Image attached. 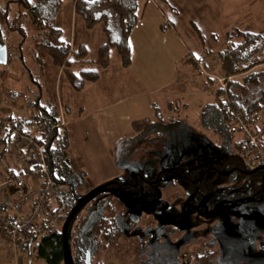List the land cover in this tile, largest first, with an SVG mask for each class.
<instances>
[{
    "label": "rangeland",
    "instance_id": "obj_1",
    "mask_svg": "<svg viewBox=\"0 0 264 264\" xmlns=\"http://www.w3.org/2000/svg\"><path fill=\"white\" fill-rule=\"evenodd\" d=\"M7 1L0 0V6H3ZM209 1L167 0L168 4L176 6L179 9L181 8L176 27L180 39L179 42L180 44L183 43L184 47L178 45V50L175 49L174 51L178 52L179 56L185 55L182 61L184 64H187L189 69H185L184 76H182L185 79L184 90L192 95H185L183 97L182 102L187 104V109L182 112L180 108H177V113H173L172 116L178 117V123L165 133V137L157 143L159 146L149 145L143 141L141 143V139L133 140L129 138L130 135L135 133L132 124L144 120H139L141 110L148 109V113H152L150 118L154 120L155 113L153 108L159 107L161 117L163 119L168 118L165 105L167 101L159 100V96L157 95L152 96V101L156 102V105H151L152 110L147 105L145 106V104L141 108H139V105L135 108L131 100H124L126 94H130V91H135L141 88L142 85L144 86V81H141L142 84L135 81L136 84L134 86H130L125 91L118 92V94L114 93L115 97L113 99H117L118 96L121 100L107 107L103 113L90 110L88 115L84 112L79 118L77 114H71L70 118L73 122L69 124L65 120L63 104L59 100L60 96L56 93H52V96L48 95V92L45 90L44 80L42 79L43 75L41 78L40 72L32 60L34 45L40 40L42 34L36 30L37 27L28 21L26 17H20L26 35V38L22 40L20 45L21 35L12 33L8 36L0 27V40L6 46L7 55H12L16 58H14V62L11 65L6 67L0 64V94L2 91L1 97L3 98V103L0 105V124L1 119H5L6 117L4 116L6 109H9V113L11 112L14 115L18 114L19 110L25 109V117L32 116V112H30L32 107L27 104L28 102H34L38 106L44 107L45 110L56 108L57 115L61 119L60 122L64 123L62 127L66 129L69 147L68 156H72L81 165L86 164V166H89L88 175L90 181L93 182H95L94 180L103 178H105V181H108L115 177L121 180L130 179L136 176L137 171V173L142 172L153 178L157 176L156 172L158 170L172 168L180 161L189 160L190 164H198L200 162L203 165H211L214 161L218 162L222 157L227 155L228 148L219 147L218 144L223 142L217 134L212 133L210 130H205L203 127L201 128L198 121L199 106L212 101L213 97L207 94V91L210 90L209 88H211V92L212 90L214 92L218 88L222 89L229 80V78L226 79L222 74L217 58V52L227 47L225 34L235 28L240 31L259 33L264 38V0H247L245 2L242 0L241 2L238 1L240 3H238L237 9L230 7L232 9L230 15L231 27L225 33L217 28L219 24L211 20L214 18H210L204 13L200 14V16L199 12L192 13L199 7L202 8L201 11L207 10L209 14L212 7ZM157 2L160 3L159 0ZM147 7L150 8L149 10L153 9L151 5H147ZM9 11L11 12L10 14L15 11L28 13L20 8H16L14 4L9 5ZM151 16H154V12L151 13ZM227 18L229 19V16ZM192 24L198 29L201 39L197 32H195ZM161 25L160 22L156 21L149 23L148 31L146 32L153 42L144 51L149 55L148 60L152 57V62L151 64L143 65L145 66L143 74H157L159 78L156 83H151L154 85L151 86L152 89L157 86L156 84L160 85L162 83L166 74L170 76L173 72L172 62L168 59L169 56L164 54V46L162 47V44L164 45L166 42H161L157 45L154 38L158 35L154 34V32L163 35L162 37L167 42L176 40V38L169 28L167 32L163 31ZM52 27L61 30V39L70 43L72 52H75L79 44L83 42L88 47L89 58L95 57L96 47L93 48V45L102 34L100 26H96L91 30L85 29L82 20L73 13L72 0H63V4L56 15ZM6 37L7 40H5ZM190 53L197 55L198 58L195 59V62L191 58ZM20 55L23 58L22 62L20 59L19 61L17 59ZM70 60H72V57H70ZM119 61L120 59L116 52L111 50L109 52L107 68L102 72L101 84H106V80L111 78L110 75H116L118 72L125 74V72L129 73L133 70L120 69L121 64H119ZM90 64H94V62L83 63L82 60H79L70 67L69 71L76 74L82 70L95 71L96 68H93L95 65ZM4 68H7L6 76ZM258 68L264 69V65ZM45 69L47 71V78L55 79V86L60 85L64 80L67 82L61 73V69L53 66L48 57L44 59L42 64V74ZM162 72H165V74L161 76ZM169 79H166L167 83H170ZM187 81L189 82L187 83ZM60 87L59 89L61 90ZM70 90L71 96L68 97V100L72 109L77 105L83 106V111L86 107H93V105L86 106L91 102L89 100L86 101L87 98L84 92H82V99L84 101H79L80 91ZM163 91L168 93L166 90ZM195 92H200L199 94L205 93L196 96ZM139 98L144 101L147 100L144 96H139ZM21 104L24 105L22 108L20 107ZM83 115L86 116L81 118ZM130 119L132 120L130 121ZM257 125L260 128L259 133L254 127L252 128L256 137L259 138L264 131V115L258 119ZM233 126L236 128L235 121H233ZM118 135L123 137V139L121 140V137L117 138ZM3 136L4 133L0 132V137L2 138ZM239 138H242L241 132L235 129L227 141H231L232 143L239 140ZM148 139L150 140V138ZM24 141L23 139H18L16 141L17 145L15 142V144L7 148V159L0 160V190L8 192L9 197L11 196L12 199L14 190H5V182L8 179L13 180L6 173V167L9 164H16L19 147H29ZM115 143L116 145H114ZM261 151L264 157V148ZM138 157L142 158L137 160ZM65 160L67 159L65 158ZM170 176L174 179L175 175L170 174ZM23 180L28 186L22 187V189L25 192H30L28 189L32 183L40 184L42 178L29 175L24 177ZM236 181V174H232L227 179L216 175L210 180L213 185L217 186L219 191L223 187H226V184L229 187H233ZM177 183L175 180L173 187L165 189L161 187V184L152 186L143 184L139 189L141 191L143 188L145 190H149L150 188L153 191L152 193L144 192L143 194V197L147 198L145 201L146 205H143V211L145 212L148 210H152L153 212L154 210L158 212V216L163 217L162 209H166L165 202L174 205L176 208L175 214L172 211L166 210L168 217L171 218L170 220L168 218L160 219L156 217L155 223L152 224L153 218L150 223L148 217L150 215H148L145 219L142 218V220H137L131 224L132 230L122 224L124 221L118 220V225L124 231L128 229L127 233L129 234L137 233L134 231L136 228L137 231H141L144 228L142 232L145 231L152 234V240L146 253L136 254L134 251L135 245H130L121 239L118 248L111 256L108 257L105 253L99 252L94 260H100L103 264H168L178 259L185 262L189 256H200L206 249L211 251L216 249L218 250L216 264H264V199L262 197L246 195L231 198L233 196L231 188L226 197L203 195L200 199H193L192 197L188 199L183 198L179 202L180 197L184 196L183 190L187 189V184L184 181L182 182L183 185ZM208 183L206 182L204 185ZM96 187H91L89 184L84 186L83 184L82 192H87L88 189H95ZM62 188L60 186V189ZM149 196L152 197L151 199H156H150L149 202ZM173 198H176L178 204L172 203ZM15 202L18 203L17 200ZM13 203L14 201H11V204ZM9 208L10 210L0 211V214L14 213L12 207L10 206ZM134 208L141 210L138 204ZM58 214L59 212L54 214L53 226L58 221ZM83 214L84 211L79 216ZM97 217L98 211L92 212L84 228L89 229ZM173 223L175 225L178 224L179 228L175 229L172 225ZM170 225L171 229L168 230L167 226ZM0 264L44 263L35 255L27 258L23 253L21 245L16 244L13 247L6 238L0 236Z\"/></svg>",
    "mask_w": 264,
    "mask_h": 264
},
{
    "label": "trees",
    "instance_id": "obj_2",
    "mask_svg": "<svg viewBox=\"0 0 264 264\" xmlns=\"http://www.w3.org/2000/svg\"><path fill=\"white\" fill-rule=\"evenodd\" d=\"M138 1L72 0L73 13L82 20L85 29L91 30L100 26L104 42L98 47L94 62L99 68L107 67L111 50L116 52L123 68L130 65L128 35L137 22L135 10ZM160 2L170 7L167 0H160ZM11 4L28 13L15 11L10 14L9 5ZM62 4L63 0H8L3 6H0V27L8 36L12 33L21 35L20 45L26 38L25 28L20 17H26L42 34L40 40L34 45V55L32 56L40 76L44 59L48 57L53 66L61 69V73L71 89L80 91L86 83L96 82L99 79V74L90 70H82L77 74L69 71L76 61L82 60L83 63H88L85 60L87 50L82 44H79L76 51L72 52L70 43L61 39V30L52 27ZM165 26L169 27V25ZM192 26L201 39L198 29L193 24ZM161 29H165L164 24L161 25ZM225 38L227 47L217 52V58L222 74L229 80L223 89L214 90L212 102L206 103L200 108L198 121L201 128L210 130L220 137L223 143L218 144L219 147L228 148L227 155L216 162L217 170L226 171L234 168L237 172L239 170L249 171L252 167L264 165V160H258L253 165L247 163L241 155L242 142L240 138L232 143L227 140L235 129L240 131L238 128H234L233 121L240 119L247 126L256 129L258 119L264 115V69L258 68L264 65V38L259 33L240 31L235 28L227 32ZM0 43L4 45V42ZM14 58L12 55H7L6 64L3 67L11 65ZM17 59L23 61L21 55ZM193 61L195 62V60ZM252 93L254 94L252 95ZM29 106L33 108L34 113L28 120L15 119L11 116L5 117L9 121L10 128L0 129L3 133L5 132L1 141L6 143L11 139L9 136L12 128L29 136L32 135L34 127L41 123L44 133L38 142L43 144L48 174L53 187L58 189L60 197L51 204L55 209L54 213L59 212L56 225L52 228L37 226L31 230L27 242L21 244V247L27 258L35 255L44 264H63L62 224L75 205L81 203L91 191L82 192L86 174L82 171L75 172L66 165L67 133L65 128L56 126L58 115L55 108L45 110L44 107H40L34 102H31ZM153 111L155 113L154 120L144 119L132 124L135 131V136L132 139H144V143L157 147L159 146L157 143L165 137V133L178 123V117L171 116L163 119L157 107H154ZM261 134L258 141L263 149L264 132ZM6 173L10 176L16 174L8 170ZM243 177L245 178V176L239 175L238 181ZM246 178L251 179L254 188H259V185H264V169L253 172ZM113 180L118 179H111L100 185H111ZM173 183L175 180L170 179L166 184H170L171 187ZM60 186L63 188L60 189ZM183 193L184 196L180 197L179 202L183 198L193 197L191 192L184 191ZM203 195L213 196L211 193L204 192L197 194L199 199ZM218 195L215 192V196ZM166 206L170 209V206ZM82 211L84 214L79 216ZM94 211H99L98 217L89 229H85V223ZM127 213L126 204L111 194L102 193L90 199L67 226L68 264H85L87 253L90 264H103L102 261L96 259L92 262V257H97L99 252L105 253L108 257L111 256L118 248L121 239L130 245H135L134 251L136 254L140 253L151 240V236H136L138 234H129L118 227L116 218L120 217L131 228L127 222ZM217 259L218 250L206 249L202 255L189 256L185 262L178 259L168 264H216Z\"/></svg>",
    "mask_w": 264,
    "mask_h": 264
},
{
    "label": "crops",
    "instance_id": "obj_3",
    "mask_svg": "<svg viewBox=\"0 0 264 264\" xmlns=\"http://www.w3.org/2000/svg\"><path fill=\"white\" fill-rule=\"evenodd\" d=\"M158 0H139L136 10H135V14L137 17V22L135 27L131 30L129 37H128V41H129V45H130V66L127 68H123L122 66L120 67V69L122 70H131V72L123 74L118 72V74L116 75H110L111 78L106 80V84H101V78H102V72L104 69L106 68H99L97 67L95 64H90V65H95L93 68H96L95 71L98 72L99 74V79L94 82V83H86L83 88L80 90V94H79V101H84L82 99V92H84L86 95V101L89 100V102H91L90 104L86 105V103H84L86 106L89 105H93L92 108H84L85 110L83 111V106H79L77 105L74 109H72V106L69 103L68 97L71 96V87L68 85L67 82H64L60 85L55 86V79H49V77L47 78V71L46 69L43 71V78L41 75V78L44 80V84H45V90L48 92L49 96H52V93H56L57 95H59V100L60 102L63 104V109H64V114H65V120L69 123L72 124L73 120L70 118L71 114H77V117L79 118L80 115L84 114V112L86 113V115H88V112L90 110H92L93 112L96 111L97 113H103L104 111H106V108L115 104V102L120 101V97L117 99H113V97H115L113 94L116 93L118 94V92H123L125 91L127 88H129L130 86H134L136 84L135 81H138L140 84L141 81H144V86L142 85L141 88L136 89L135 91H130V94H126V98L124 100H131L132 101V105L136 106L139 105V108H141L142 105L145 104V106L147 105L149 107V109H151V105L155 104L156 102L152 101V96L157 95L159 96L158 99L160 100H165L167 101L165 103L166 105V112L168 113V117H171L173 115V113H177V108H180L182 112L186 111L187 109V104H184L182 102V99L185 95L190 96L192 94H188V91L184 90V78H182V76H184V72L185 69H189L187 64L183 63V57L185 56L183 54V56H179L178 52L176 53L174 50L177 49L178 50V45H184L182 42V44H180L179 42V35H178V31H177V23H178V18H179V11H181V8H177L176 6H172L169 4L170 7H168L167 5L163 4V3H158ZM160 1V0H159ZM238 1H242V0H210L209 3L212 4L211 10L209 12V14L207 13V10H203L201 11L202 8L197 7L198 9L194 10L192 13L194 12H199V16L200 14H207L210 18H214L211 19L213 22H215L216 24H219L217 26L218 29L222 30L223 33H225L226 31H228L231 26V20H230V15H231V10L237 9L238 6ZM247 0H244V2ZM147 5H151V8H153L152 10H149L150 8L147 7ZM163 6V7H161ZM230 7H232V9H230ZM195 9V8H194ZM230 9V10H229ZM154 12V16H151V13ZM168 14V15H166ZM227 16H229V19L227 18ZM164 20H163V19ZM160 22V24H164L165 29H163V31L167 32L168 28L169 30H171L172 33H174L173 35H175L174 37L176 38V40H172L170 42H167L162 36L163 35H159L158 33H155L156 36L154 39H156L155 41L158 43L161 42H166L164 45L162 44V47L164 46V54H167L169 57L168 59L171 60L172 62V68H173V72L170 76H167L168 74H166L165 79L162 81V83L160 85L156 84V87H153V89L151 88L152 85L151 83H156L158 81V76L157 74H148L146 75V73L143 74V68L146 64H151L152 62V57L151 59L148 60L149 55L144 51L145 48H147V46L153 42L152 39H150L149 34H146V32L148 31V25L149 23H154V22ZM165 25H169V27L165 26ZM101 32V31H100ZM104 42V38L103 35L101 34V36L99 37V39L96 41V43L93 45V48L96 47V53H97V49L98 47ZM87 50V56L85 58L86 61H88L89 63H93L96 60V55L94 58H89V52H88V47L82 42L81 43ZM184 47V46H183ZM187 54V53H186ZM191 58H193L194 60L197 59V55H194L193 53H190ZM89 59V60H88ZM185 62V61H184ZM189 63V62H188ZM120 64V61H119ZM134 67V68H133ZM185 67V68H184ZM7 68H4V74L5 76L7 75L6 72ZM106 72V71H105ZM165 74V72L161 73V76ZM106 76V75H105ZM151 76H152V81H151ZM55 77V75H54ZM169 79L170 83H167L166 79ZM148 80V81H147ZM149 82V83H148ZM189 81H187L188 83ZM149 85V86H148ZM171 86V87H170ZM59 87L61 88V90L59 89ZM197 88V87H196ZM211 90V88H209ZM58 90H60V92H58ZM132 90V89H131ZM163 90H166L168 93L164 92ZM208 90L207 94L213 97V90L212 92ZM68 91V93H67ZM189 93H191L189 91ZM200 92H195V95H201L199 94ZM140 94V95H139ZM2 96V91L0 94V105L1 103H3V98ZM139 96H144L145 99L147 100H142L139 98ZM203 96V95H202ZM209 96V97H210ZM36 98V97H35ZM150 98V99H149ZM213 101V99H212ZM211 101V102H212ZM31 102H28L27 104H30ZM210 103V102H207ZM206 104V103H205ZM204 105V104H203ZM200 105L199 106V110L200 108L203 106ZM24 105H20V107L22 108ZM144 106V107H145ZM95 108V109H94ZM159 108V107H158ZM33 108H31L32 115H33ZM160 109V108H159ZM9 109L5 110L4 116H11L12 118L15 119H25L28 120L30 118H32V116H28L25 117L26 114V110L25 109H21L19 110V113L14 115L11 114V112L9 113L8 111ZM24 110V111H22ZM29 110V109H28ZM56 110V108H55ZM152 110V109H151ZM21 111V112H20ZM76 111V112H75ZM161 111V110H159ZM138 112H140L138 110ZM140 117L139 120L141 119H148L151 120L152 118L151 115L152 113H148V109L147 110H141V112L139 113ZM199 114V112H198ZM83 115L81 118H83ZM138 119V117H137ZM132 119H130L131 121ZM153 120V119H152ZM68 124V126H69ZM0 132H3L0 130ZM68 132V130H67ZM5 133V132H4ZM33 133V132H32ZM121 137L120 135H118L117 138ZM133 135H130L129 138H133ZM68 138V137H67ZM116 138V139H117ZM123 139V137H121V140ZM120 140V139H119ZM118 141V140H117ZM16 141L13 140H9L6 141V143L4 141H1V137H0V160L2 159H7L6 154L8 152V147L12 146L13 144H15ZM17 145V142H16ZM116 145V143L114 144ZM115 148V147H114ZM68 150L69 147H67L66 151H65V158L67 160L66 161V165L73 171L75 172H79V171H83L86 174V178H85V183L84 186L87 184L91 185V187L93 186H99L100 184H102L103 182H105V178L103 179H99V180H94L90 181V177L88 175L89 172V166H86V164L81 165L78 161H75V159L72 156H68ZM19 153L18 156L16 158V164H9L6 167V170L8 171H12L14 173L20 172L22 171V169H24L25 166L29 167V162H30V156L28 155V153L26 152V148L25 147H19L18 149ZM114 156V153H113ZM111 160V159H110ZM8 192H5L3 190H0V211H6V210H10V206L12 207L11 201L12 198L11 196L9 197ZM1 230V229H0Z\"/></svg>",
    "mask_w": 264,
    "mask_h": 264
},
{
    "label": "built area",
    "instance_id": "obj_4",
    "mask_svg": "<svg viewBox=\"0 0 264 264\" xmlns=\"http://www.w3.org/2000/svg\"><path fill=\"white\" fill-rule=\"evenodd\" d=\"M60 121L61 119L58 117L56 126L62 127L64 125ZM235 124L242 135V138H240L242 142L241 155L246 162L253 165L258 160H264L253 128L244 124L240 119H236ZM6 128H10L9 121L1 119L0 129ZM256 130L259 133L260 128L257 124ZM43 133L44 127L41 123L34 127L32 135L29 136L23 135L13 128L10 132V140H25L24 143L29 145V147H26V152L30 156L29 167L25 166L22 171L11 176L13 180L8 179L5 182V190H14L12 196L14 213L0 214V236L6 238L13 247L16 244H25L31 230L37 226L43 228L53 227L55 209L51 204L60 197V193L57 188L53 187L45 164L43 144L38 142ZM29 175L41 177L42 180L40 184L32 183L28 189L30 192H25L22 187L25 188L28 185L24 183L23 178Z\"/></svg>",
    "mask_w": 264,
    "mask_h": 264
},
{
    "label": "flooded vegetation",
    "instance_id": "obj_5",
    "mask_svg": "<svg viewBox=\"0 0 264 264\" xmlns=\"http://www.w3.org/2000/svg\"><path fill=\"white\" fill-rule=\"evenodd\" d=\"M0 42H1V40H0ZM255 93H256V91H255ZM253 94L254 93H252V95ZM143 140L144 139H141V143ZM140 158H142V157H138L137 160H140ZM180 162L178 164H176L174 167L171 166L172 168H165L164 170H158L156 172L157 176L156 177L154 176L153 178H150L147 174L142 173V172L137 173L138 171L136 172V176L131 177L130 179L121 180V179H118L117 177H115L118 180H113L111 185H107V186L105 185V188L107 189V191L102 192V193L111 194V195L121 199L122 202L124 204H126V206L128 207V213H127L128 221L127 222H129L130 226H131V224L135 223V221H137V220L138 221L142 220V218L145 219L146 216H148V215H150V216H148L150 223H151L152 218H153V220H155L156 217L160 218V219H164V218L167 219L168 218L170 220L171 218L168 217L166 210L172 211L175 214L174 211H176V208L174 205H170L169 202H167V203L165 202V204L170 206V209L167 206H166V209L165 208L162 209V211H163L162 213L164 214L163 217L158 216L157 215L158 212H156L154 210H153V212H152V210H148L147 212L143 211L144 210L143 205H146L145 201L147 200V198H145V196L143 197V194H144V192L152 193L153 191H151L150 188H149V190H145L144 188H143V190L141 189V191L139 190L140 186L143 184L144 185H150V186L156 185V184H161V187L164 189L173 187V185L170 187V184H168V185L166 184L167 181H169L170 179H173V177H171L170 174L175 175L174 179L176 180V183L178 182L177 184L183 185L182 184L183 181L187 184V189L186 190L182 189V190H183V192L184 191L191 192L193 194L192 195L193 199L199 198V196H197L198 192H204L207 194L211 193L213 195V197H217V196H215V192H216L217 194H219V197H226L228 192L231 191V188L233 190V196L231 198H238V197H242V196H246V195H252L253 197L254 196L255 197H262L264 199V185L261 184V185H259V188H254L251 184V179L246 178V176H249L253 172L264 169V165L252 167L249 171L239 170V172H237V171H235L234 168H232L230 170H226V171L217 170L215 167L216 166L215 161L211 165H203V164H200V162H198V164L197 163L190 164L191 162L189 160L183 161L181 163ZM228 171H229V174L225 175L224 173L228 172ZM238 173H240V174H238ZM232 174L237 175V181H236V184L233 185V187L232 186L229 187V186H227L228 184H226L225 185L226 187H223L219 191L217 186L213 185L210 182V180H212V178L216 175H219L221 177H225V176L231 177ZM186 175H187V177H186ZM239 175H243V176H245V178L243 177L242 180L238 181ZM115 178H113V179H115ZM206 182H209V183L204 185V183H206ZM165 185H167V186H165ZM92 190H93V188H90V189H88V192L92 191ZM194 192L196 193V195L194 194ZM102 193H99L96 196H99ZM159 195H160V193H159ZM151 198H152L151 196L148 197L149 202H150ZM155 199L156 198H153L151 200H155ZM172 203L178 204L176 198H173ZM137 204L140 206L141 210L134 208V206ZM133 216H135V218H133ZM141 216H143V217H141ZM118 220L124 221V219L120 218V217L116 218V225L118 227H120L118 225V222H119ZM154 222L152 224H154ZM169 222L172 223L171 221H169ZM122 224L124 226L126 225V227H128V225H127V223H125V221H124V223L122 222ZM172 225L175 227V229L179 228L178 224L175 225V223H173ZM167 228H168V230H170L171 225L167 226ZM143 229L144 228H142L141 231L140 230L137 231V228H136V229H134V231L137 233H133V234H138L136 236H151V240H152V234H149L145 231L142 232ZM127 230H126V232H127ZM151 240H149V243L151 242ZM149 243L147 244V246H145L143 248V250L140 253H137V254L139 255V254H142L144 252L146 253L149 249ZM87 255H88V259H89V254L87 253ZM85 258H86V256H85ZM92 262H94V257H92Z\"/></svg>",
    "mask_w": 264,
    "mask_h": 264
},
{
    "label": "water",
    "instance_id": "obj_6",
    "mask_svg": "<svg viewBox=\"0 0 264 264\" xmlns=\"http://www.w3.org/2000/svg\"><path fill=\"white\" fill-rule=\"evenodd\" d=\"M7 60V51H6V46L0 43V64L5 65ZM225 175L229 174L228 172L224 173ZM107 189L105 188V185H99L95 189L91 191V193L85 197V199L81 202L78 203L72 211L67 215L66 219L64 220L61 228L62 232V240H63V264H68V243H67V237H66V230L69 222L71 219L74 217V215L81 209V207L87 203L90 199L98 195L99 193L105 192ZM85 264H90L88 255L86 254L85 258Z\"/></svg>",
    "mask_w": 264,
    "mask_h": 264
}]
</instances>
